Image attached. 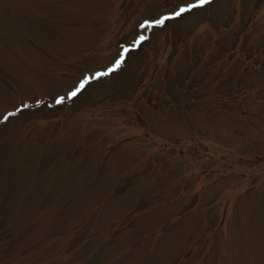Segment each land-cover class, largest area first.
<instances>
[{
    "label": "rangeland",
    "instance_id": "rangeland-1",
    "mask_svg": "<svg viewBox=\"0 0 264 264\" xmlns=\"http://www.w3.org/2000/svg\"><path fill=\"white\" fill-rule=\"evenodd\" d=\"M182 2L0 0V264H264V0Z\"/></svg>",
    "mask_w": 264,
    "mask_h": 264
},
{
    "label": "snow or ice",
    "instance_id": "snow-or-ice-1",
    "mask_svg": "<svg viewBox=\"0 0 264 264\" xmlns=\"http://www.w3.org/2000/svg\"><path fill=\"white\" fill-rule=\"evenodd\" d=\"M209 2V0H191V2H188V0H184V2L179 3L175 9L170 10L165 12L163 15H161L158 19H148V20H144V22L140 25V27H146L149 25H162L165 23L166 20H169L173 17H182L183 14L188 13L198 7H201L205 4H207ZM144 39H146L143 35H141L139 37V40L137 41V43H139L140 41H143ZM123 58L118 59L110 68H108L107 72H111L113 69L118 68L120 66V64L122 63ZM107 72H97L96 76H100V75H106ZM93 79L92 75H87L84 78H82L79 81L78 86L74 87L72 92L69 93L70 96H75L78 92H80L85 85H87L91 80ZM58 101H63L65 99V97L60 96L57 98ZM36 103H41V101H36ZM27 107L26 104L21 103L20 108H25ZM20 108H15L13 112H9L6 115L3 116V120L7 121L9 119L10 116L14 115L15 112L20 111Z\"/></svg>",
    "mask_w": 264,
    "mask_h": 264
}]
</instances>
